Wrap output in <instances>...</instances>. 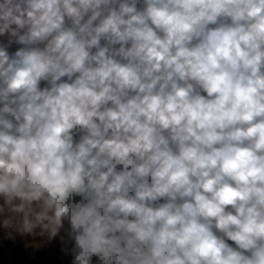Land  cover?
Segmentation results:
<instances>
[{"label":"clouds","instance_id":"obj_1","mask_svg":"<svg viewBox=\"0 0 264 264\" xmlns=\"http://www.w3.org/2000/svg\"><path fill=\"white\" fill-rule=\"evenodd\" d=\"M0 228L264 264V0H0Z\"/></svg>","mask_w":264,"mask_h":264},{"label":"rangeland","instance_id":"obj_2","mask_svg":"<svg viewBox=\"0 0 264 264\" xmlns=\"http://www.w3.org/2000/svg\"><path fill=\"white\" fill-rule=\"evenodd\" d=\"M20 237L19 235H17ZM40 247H44L45 251L40 250ZM59 241L49 242L47 237L27 238L23 244V250L25 253L24 264H63L64 257L59 250ZM40 252V253H38ZM30 254V255H29ZM41 254V255H40Z\"/></svg>","mask_w":264,"mask_h":264},{"label":"built area","instance_id":"obj_3","mask_svg":"<svg viewBox=\"0 0 264 264\" xmlns=\"http://www.w3.org/2000/svg\"><path fill=\"white\" fill-rule=\"evenodd\" d=\"M0 264H24L22 258L14 253L2 233H0Z\"/></svg>","mask_w":264,"mask_h":264},{"label":"trees","instance_id":"obj_4","mask_svg":"<svg viewBox=\"0 0 264 264\" xmlns=\"http://www.w3.org/2000/svg\"><path fill=\"white\" fill-rule=\"evenodd\" d=\"M0 233L3 234L5 237L6 241L10 244L12 247L14 253L19 256L20 258L25 259V253L23 250V244L25 242V237H18L15 234H10L3 228H0Z\"/></svg>","mask_w":264,"mask_h":264},{"label":"crops","instance_id":"obj_5","mask_svg":"<svg viewBox=\"0 0 264 264\" xmlns=\"http://www.w3.org/2000/svg\"><path fill=\"white\" fill-rule=\"evenodd\" d=\"M24 250H25V248H24ZM40 250H42V251H45L46 252V249L44 250V247H40ZM38 253H40V252H38ZM30 255V254H29ZM41 255V254H40ZM30 264V263H29Z\"/></svg>","mask_w":264,"mask_h":264}]
</instances>
